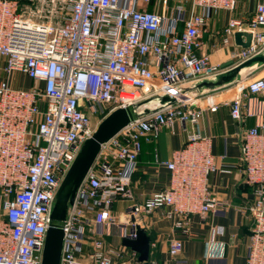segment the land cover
I'll return each instance as SVG.
<instances>
[{
  "label": "built area",
  "instance_id": "2783aa9c",
  "mask_svg": "<svg viewBox=\"0 0 264 264\" xmlns=\"http://www.w3.org/2000/svg\"><path fill=\"white\" fill-rule=\"evenodd\" d=\"M35 1L53 7L34 19L27 7ZM237 6L238 0H0V264H42L59 188L84 144L110 113L150 98L169 95L177 102L138 108L139 117L102 145L69 205L60 264H116L121 252L106 249L103 228L115 225L123 238L135 237L130 231L137 223H118L112 207L134 199L131 173L143 144L176 123L185 127L186 142L164 162L169 187L141 208H168L185 233L192 216L206 220L216 212L212 139L199 130L203 92L193 86L224 71L205 51L206 34L214 51L229 48L237 32L252 34L249 48L230 51L235 64L264 50V0L253 14L230 17L221 40L210 32L215 16ZM13 71L34 85L15 88L1 78ZM249 96H264V75L243 83L231 100L236 122L254 116L246 110ZM241 141L253 194L243 208L251 220L246 264H264V121ZM87 234L93 235L88 263L82 258ZM182 249L174 240L170 255Z\"/></svg>",
  "mask_w": 264,
  "mask_h": 264
},
{
  "label": "crops",
  "instance_id": "0c3cea01",
  "mask_svg": "<svg viewBox=\"0 0 264 264\" xmlns=\"http://www.w3.org/2000/svg\"><path fill=\"white\" fill-rule=\"evenodd\" d=\"M257 2L254 0L250 10L240 14L229 15L223 12L215 16L210 32L221 40L228 19L253 14ZM209 36H204L207 44L205 51L210 54L212 63L223 66L232 61L230 51L236 47L234 40L229 48L214 51L210 47ZM243 71L232 84L205 91L198 101V107L203 109L199 130L202 135L212 139V153L216 162V170L210 176L211 190L219 202L216 212L206 220L192 216L185 233L176 227L178 218L170 216L168 208L150 213L141 208L153 194L169 187L170 172L164 162L170 160L173 152L182 148L186 142L183 124L176 123L173 128H164L155 142L143 144L137 164L132 170L134 199L119 200L112 207V214L118 223L133 222L135 219L147 231L152 240L149 261L140 262L136 252L123 246L124 232L118 226L106 225L100 237L104 239L106 249L121 252L119 258H114L116 264H246L251 220L243 208L253 200V194L244 178L241 136L246 130L264 121V96H249L245 99L246 110L254 116L246 118L242 123L232 119L229 104L242 84L254 78L250 76L251 72L256 71V77L262 76L264 67ZM19 82L14 85L15 88L29 89L34 85L31 79L21 74ZM210 105L217 106V109L209 108ZM92 239L93 235L87 234L82 253L86 263L91 261ZM177 239L183 242V249L178 256L173 257L169 252L170 245Z\"/></svg>",
  "mask_w": 264,
  "mask_h": 264
},
{
  "label": "water",
  "instance_id": "95a60500",
  "mask_svg": "<svg viewBox=\"0 0 264 264\" xmlns=\"http://www.w3.org/2000/svg\"><path fill=\"white\" fill-rule=\"evenodd\" d=\"M253 36L247 32H237L234 34V43L237 47L247 49L250 47ZM264 67V50L258 55L240 63L235 64L230 61L222 66L224 70L213 79H205L194 84L193 88L198 92L213 91L236 81L238 74L246 69H259ZM154 102L161 104H175L177 100L169 95L150 98L141 104L128 108L118 109L110 113L98 126L93 137L89 139L81 149L79 155L65 176L57 194V200L51 214V222L47 232L46 243L43 252L42 264H60L63 240L64 225L66 222L69 205L74 202L76 193L86 178L89 171L95 164L103 144L109 142L119 134L129 123L138 117V108L148 107ZM150 108L145 109L149 113ZM136 223V220H132ZM135 237L126 236L123 238V246L130 248L139 255L140 262H147L151 252V238L147 231L139 224L130 231Z\"/></svg>",
  "mask_w": 264,
  "mask_h": 264
},
{
  "label": "rangeland",
  "instance_id": "374dc122",
  "mask_svg": "<svg viewBox=\"0 0 264 264\" xmlns=\"http://www.w3.org/2000/svg\"><path fill=\"white\" fill-rule=\"evenodd\" d=\"M252 4H254V0H238V6H237V10L236 12H234V15L240 14L243 11H248L250 10L249 8L252 7ZM53 7L52 3H48V4H41L38 1H35V3L33 5H30L27 7V11L28 12H32V18L34 19H38L40 18V16H45L46 14L49 13L50 9ZM229 15H231L229 13ZM222 19V18H221ZM220 19V20H221ZM223 20V19H222ZM5 65V59L0 57V68H3ZM258 74L256 73V71H252L251 72V77H256ZM19 76L20 74L18 73V71H13L12 74L10 75H6L5 73L1 74V78H5V79H9L11 81V84L14 85H18L19 82ZM153 105H149L148 107H152Z\"/></svg>",
  "mask_w": 264,
  "mask_h": 264
},
{
  "label": "bare ground",
  "instance_id": "6f19581e",
  "mask_svg": "<svg viewBox=\"0 0 264 264\" xmlns=\"http://www.w3.org/2000/svg\"><path fill=\"white\" fill-rule=\"evenodd\" d=\"M243 72H244V71L240 72V73L238 74V77H239Z\"/></svg>",
  "mask_w": 264,
  "mask_h": 264
}]
</instances>
